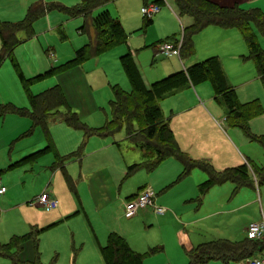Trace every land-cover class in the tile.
<instances>
[{"label": "rangeland", "instance_id": "rangeland-1", "mask_svg": "<svg viewBox=\"0 0 264 264\" xmlns=\"http://www.w3.org/2000/svg\"><path fill=\"white\" fill-rule=\"evenodd\" d=\"M154 1L112 0L88 17H73L54 8L36 19L31 35L25 30L17 32L20 43L14 56L24 74L33 77L51 68L56 71L36 81L32 92L38 94L60 82L65 102L47 105L52 114L46 116V124H35L28 115H0V178L8 190L0 196V252L9 249L7 256L0 255V264H105L100 246L106 244L111 232L146 253L143 264H187L179 231L186 232L196 246L218 238L240 241L247 237L250 223L264 220V184L234 192L233 184L225 182L202 194L199 185L205 178L198 180L201 169L185 173L184 163L177 156L157 163L153 150L127 138L125 125L113 134L87 138L83 129L57 118L75 112L90 128L109 123L114 86L131 90L120 59L126 53L134 56L147 87L183 69L178 56L167 57L157 49L173 39L181 41L177 5L174 0L161 1V10L145 26L141 9ZM50 3L73 7L80 0ZM258 5L264 10V0L242 4L246 9ZM103 9L123 24L127 40L90 56L75 72L61 71L60 66L75 56L76 49L93 40L92 18ZM0 13L4 15L0 21L14 24L25 16L18 17L7 0H0ZM186 18L182 15L181 21L185 23ZM252 27L264 49V37L254 24ZM194 46L193 55L183 59L184 64L218 56L228 83L246 107L245 120L235 125L225 121L227 108L215 99L210 81L181 84L161 100L167 120H174L177 112H186L184 127L179 126L184 148L179 149L193 160L207 154L217 169L239 166L246 160L264 166V147L256 138L264 139V86L253 59L244 58L248 49L241 33L236 28L210 25L195 35ZM7 103L29 107L9 58L0 66V104ZM256 103L259 113H255ZM133 124L138 128L136 121ZM134 163L142 166L128 173V166ZM153 163L156 165L151 168ZM169 183L171 186L163 191ZM144 185L176 207L177 211L169 209L173 217L157 214L152 208L131 218L125 216L129 196ZM105 186L111 191L109 198L102 200ZM43 192L58 200L56 208L46 210L32 203ZM30 231L37 234L36 244L34 238L28 242L22 238ZM159 246L155 252H148ZM260 255L264 249L254 257Z\"/></svg>", "mask_w": 264, "mask_h": 264}, {"label": "trees", "instance_id": "trees-1", "mask_svg": "<svg viewBox=\"0 0 264 264\" xmlns=\"http://www.w3.org/2000/svg\"><path fill=\"white\" fill-rule=\"evenodd\" d=\"M110 1L112 0H80V3L73 7H65L58 4H35L28 8L26 16L18 24L0 21V66L4 59L9 58L11 60L30 106L29 109L18 107L12 103L0 104V115L8 113L28 115L35 124H46L48 120L46 116L52 114L48 109L50 105L48 107L47 105L50 102H65L64 94L58 84L38 94L32 92L31 86L36 81L42 80L49 75H54L56 71L51 68L44 73L27 77L14 56V50L20 43L17 38V32L25 30L31 35L36 19L48 13L51 9H63L73 17H88L95 9L106 5ZM147 1L145 0V3ZM161 1L156 0L155 2L160 4ZM174 1L177 5L179 16H190L193 19L189 26L183 28L180 41L181 60L193 55V37L205 27L215 25L223 28H237L248 48V55L244 58L253 59L264 86V49L261 48L258 42L256 32L251 28V24L254 23L258 32L264 37V14L261 11H246L237 5L223 7L210 0ZM152 21V18L145 16L144 25L148 26ZM92 24L95 28L93 40L75 50V56L65 65L60 66L61 69H59L61 71L79 66L87 61L90 56L101 54L127 40L128 35L121 22L113 17L108 10L94 16ZM177 43L178 41L175 44ZM120 59L131 85V90L125 91L118 85L114 86L115 99L111 103L112 120L109 123L101 127L90 128L81 121L75 112L72 114H70L71 112L60 114L57 118L75 129H83L87 138L92 135L105 136L113 134L125 125L127 127V138L133 140L141 148L153 150L157 156V163L168 156H177L184 163L185 173L194 168H199L206 173V180L199 185V190L202 194L225 182L233 184L234 192L245 186H255L254 184L260 186L264 184V166L255 165L250 161L239 166L217 170L209 161L189 158L179 149L173 131L163 116L160 103L165 93L188 81L195 85L207 80L213 86L215 99L217 101L221 100L227 108L226 121L231 125H235L239 121L245 120L246 107L239 102L235 88L228 83L218 57H208L186 69L171 73L154 81L149 87L145 86L131 53L122 55ZM254 107L255 113L261 112L258 103L254 104ZM135 121L138 124V128L134 127L133 123ZM256 138L264 147V139ZM151 165H153L151 166L153 168L156 163ZM141 166L140 163L129 165L128 173L138 171ZM251 174L254 176L253 180ZM32 233L30 231L22 238L26 241L34 238L36 244L37 234L35 236ZM159 248L161 247H152L148 252L153 253ZM263 249L264 238L257 240L245 238L240 241L229 239L211 240L201 243L187 252L188 264H208L212 260L222 262L242 261L254 257V255L261 253ZM7 251H9L8 247L6 250L2 249L0 255L7 256ZM100 253L105 264H143L146 254L134 250L126 238L116 232L109 233L106 244L100 246ZM15 261L18 262L17 259Z\"/></svg>", "mask_w": 264, "mask_h": 264}, {"label": "crops", "instance_id": "crops-1", "mask_svg": "<svg viewBox=\"0 0 264 264\" xmlns=\"http://www.w3.org/2000/svg\"><path fill=\"white\" fill-rule=\"evenodd\" d=\"M8 1V6H10V4H11V7H14V12H17L18 13V17H20V16H22V15H25L26 16V13H27V11H28V8L30 7V6H32V5H35V4H52V3H50L51 1H53V0H7ZM162 1H164V0H162ZM210 1H212V2H214V3H216V4H218V5H220V6H223V7H232V6H235V5H237V6H239L240 8H243L244 10H246V11H253V10H259V11H261L263 14H264V10L258 5V7H252V8H250V9H246V8H244L243 6H242V4H244V3H246V2H252V1H256V0H210ZM155 2V1H154ZM105 6V5H104ZM103 7V6H102ZM105 10H107V9H103V10H101V12H103V11H105ZM110 12V11H109ZM4 15L3 14H1L0 13V17H3ZM24 16V17H25ZM177 17H178V19L180 20V23H181V26H182V32H183V28L184 27H186V26H189L191 23H192V21H193V19H192V17H190V16H186L187 18H186V21H185V23L184 22H182L181 21V16H179V14L177 13ZM24 19V18H23ZM122 24V23H121ZM252 24H254V23H252ZM252 24H251V28H252V30H254L253 29V27H252ZM255 25V24H254ZM122 26H123V24H122ZM256 26V25H255ZM220 27V26H219ZM123 28H124V26H123ZM125 29V28H124ZM228 29V28H227ZM237 29V28H236ZM256 30H257V26H256ZM126 31V30H125ZM258 31V30H257ZM240 32V31H239ZM256 32V31H255ZM261 34V33H260ZM262 35V34H261ZM241 36H242V34H241ZM242 38H243V36H242ZM181 40V39H180ZM244 40V39H243ZM180 42L178 39H173L170 43H176V42ZM193 41H194V44H195V36L193 37ZM245 42V41H244ZM246 44V43H245ZM247 46V45H246ZM195 47V46H194ZM0 48H1V37H0ZM157 49H158V47H157ZM248 49V48H247ZM77 50V49H76ZM158 52V51H157ZM14 53H15V51H14ZM177 57L176 55H172V56H169V57ZM132 57H133V59H134V56L132 55ZM179 58H181L180 57V55L178 56ZM209 57H212V56H209ZM216 57H218V56H216ZM206 58H208V57H206ZM205 58V59H206ZM219 58V57H218ZM205 59H203V60H205ZM181 60V59H180ZM203 60H197V61H195V62H193V63H191V64H189V65H185L184 64V62H183V60H182V64H183V69H186L187 67H189V66H191L192 64H195V63H197V62H200V61H203ZM134 61H135V59H134ZM220 62H221V60H220ZM135 63H136V61H135ZM222 64V63H221ZM82 65V64H81ZM83 66V65H82ZM136 66H137V64H136ZM138 67V66H137ZM223 67V66H222ZM75 69H77V66L76 67H74V68H72V69H70L69 71H68V73H70V72H75ZM139 69V68H138ZM182 69V70H183ZM140 71V70H139ZM178 71H180V70H178ZM175 72H177V71H175ZM224 72H225V70H224ZM41 73V72H40ZM172 73H174V72H172ZM80 74H81V72H80ZM140 74H141V72H140ZM170 75V74H169ZM141 76H142V74H141ZM60 77V75L58 76V78ZM227 77V76H226ZM164 78V77H163ZM59 84H60V82H58ZM57 83V84H58ZM56 85V84H55ZM62 86L64 87V84H62ZM146 86V85H145ZM147 87V86H146ZM218 102V101H217ZM160 106H161V103H160ZM30 107V106H29ZM28 107V108H29ZM197 107L199 108V109H202V106L201 105H198L197 104ZM162 108V107H161ZM162 110V109H161ZM204 111V110H203ZM205 112H207L206 110H205ZM204 112V113H205ZM163 113V112H162ZM185 115H186V112H184V111H182V112H177L176 113V118L174 119V120H167L165 117V119L168 121V123H169V126H170V128L172 129V131H173V134H174V137H175V140H176V142H177V144H178V146H179V148L181 149V148H184V147H182L183 146V142H182V139L181 138H179V126H183V122H184V118L183 117H185ZM163 116H164V114H163ZM60 120V119H59ZM225 121H226V114H225ZM184 127V126H183ZM92 128H95V127H92ZM195 158L196 159H198V160H202V161H204V160H206V161H209L210 162V157L206 154V155H202V156H197V157H194V160H195ZM193 159V158H192ZM248 160H246L245 162H247ZM211 163V162H210ZM212 164V163H211ZM213 165V164H212ZM214 166V165H213ZM215 167V166H214ZM235 167V166H234ZM216 168V167H215ZM225 168H228V167H225ZM217 169V168H216ZM224 169V168H223ZM217 170H222V169H217ZM201 173L202 174H200L199 175V178H198V180L199 181H201V180H203L204 178V180H206V178H207V174L206 173H204L203 171H201ZM231 183V182H230ZM171 185H170V183L169 184H167L164 188H163V191H166L169 187H170ZM106 187V188H105ZM104 187V192L102 193V200H105V199H108L109 198V190L111 191V189H109V187H107V186H105ZM142 188H140L136 193H133V194H131L130 196H129V198L131 197H133V196H135L137 193H139L141 190H143L144 188H146L147 187V185L145 186H141ZM215 187V186H214ZM213 187V188H214ZM8 191V190H7ZM201 201V200H200ZM201 203V202H200ZM156 204L157 205H161V206H166V207H168V209H167V211L165 212V214L167 215V216H170V217H173V214L171 213V212H169V209L170 210H175V211H177V209H176V207H172L169 203H167V202H165L164 200H163V198L162 197H160V198H156ZM32 230H33V228H32ZM179 234H180V238H181V241H182V243H183V247L185 248V251H186V255H187V252L189 251V250H191L192 248H194V247H196V245H194V243H192V241H191V239H190V236L186 233V232H184L183 230H181V231H179ZM246 238H248V237H246ZM218 239H225V238H218ZM127 240V239H126ZM213 240H217V239H213ZM26 242H28V241H26ZM129 243V242H128ZM201 243H204V242H201ZM201 243H199V244H201ZM130 244V243H129ZM131 246V245H130ZM160 247V246H159ZM134 249V248H133ZM134 250H136V249H134ZM137 251V250H136ZM139 252V251H138ZM261 254V253H260ZM260 256H264V255H260ZM185 258H186V260H187V264H188V262H189V258H188V255L187 256H185ZM212 261H214V262H216V264H247V260H242V261H235V262H222V261H218V260H212ZM211 262V261H210ZM214 262H211V263H214ZM184 264H186V262H184ZM208 264H209V262H208Z\"/></svg>", "mask_w": 264, "mask_h": 264}, {"label": "built area", "instance_id": "built-area-1", "mask_svg": "<svg viewBox=\"0 0 264 264\" xmlns=\"http://www.w3.org/2000/svg\"><path fill=\"white\" fill-rule=\"evenodd\" d=\"M161 10L160 4L156 2L149 3L142 7L141 12L144 16L153 18V16ZM181 42L177 44L166 42L158 46L159 53L166 55L167 57L180 55ZM7 192L5 184L0 178V196ZM152 187H146L133 196L125 205V216L131 218L139 213L141 210L152 208L157 214H164L167 209L163 206L156 204V197ZM32 203L38 207H42L46 210L56 208L58 206V200L51 196L48 192H43ZM247 237L249 239H263L264 238V220L257 223H250L246 229ZM247 264H264V256L252 257L247 259Z\"/></svg>", "mask_w": 264, "mask_h": 264}]
</instances>
